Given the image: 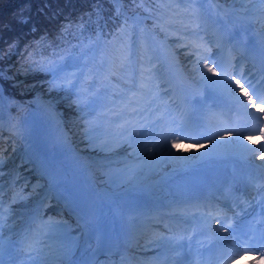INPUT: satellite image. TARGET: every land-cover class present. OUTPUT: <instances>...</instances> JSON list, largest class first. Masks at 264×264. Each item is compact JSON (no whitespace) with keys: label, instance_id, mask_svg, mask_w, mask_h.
<instances>
[{"label":"bare ground","instance_id":"1","mask_svg":"<svg viewBox=\"0 0 264 264\" xmlns=\"http://www.w3.org/2000/svg\"><path fill=\"white\" fill-rule=\"evenodd\" d=\"M210 1L211 2H208L207 5L214 4L216 7L220 6V8L213 10V16L228 13V19L225 23L218 26V31H220L221 34L225 33V27L227 24H232V27L235 26L240 33H243L246 30L245 25L249 27L250 23L257 27L256 29L250 28V30H252V34L255 35L257 43L255 51L260 54V58H262L261 60H264V33L260 31L262 25H257V23H260L258 22L259 18L257 16L245 17L243 13L244 10L250 6L247 5L248 0ZM259 6L260 5L258 3H255L253 6H250V8L255 10L258 9ZM216 35L217 33H215L214 30L209 31L210 40L215 38ZM193 41L200 42L198 39ZM169 43V47L174 48L177 47L180 42H178V40H174ZM153 49V53H156L157 49L155 47ZM174 50L175 51L171 52H166L165 50L167 59L175 61L177 59L184 69H188L189 73H199L200 66L198 64V60L200 61L201 56L198 54V50L191 51V49L181 46H179L177 50ZM255 51L252 55L255 54ZM153 60L160 61L158 57ZM141 67H135L138 73L141 72ZM0 83L2 85V89L4 90L1 81ZM8 95L11 96L10 93H8ZM29 97H31V95ZM29 103L30 109L26 106L24 107V109H27L26 113L23 110L18 111V118L15 115H12V117L10 116L8 107L11 109V104H8L7 100H5V102L3 100V103L0 104V118L5 120H0V130L9 129L16 131L20 136V140L18 139L17 141L23 145L22 151L13 155L11 153H7L2 156L0 160V182L4 181V183L0 186V190L6 187L11 190L13 186L25 184V180L22 179L23 181H21L20 179H17L22 171L30 167V171L33 172L34 175L43 176V180L46 181L47 190L45 198L49 197L52 199L54 197H62L59 203L65 202V205H61L66 206L68 210L73 209L71 214L78 222L81 219L80 214L83 212L74 204L73 198L64 184L63 177L61 179L58 174L52 170V167L48 162L49 157L55 156L54 159L57 161V164L61 168L62 172L72 177L75 181H80L81 183L79 184L82 185V189L85 194L92 197L100 205L101 210L104 212L105 222L108 228L105 248H107V251H119V255H122L125 249H127L136 232L143 228L146 220H152L157 215L159 210L168 205V203H174L175 199L178 198L177 195L163 193L161 190L162 184L170 179L173 174L186 171V169L190 167L192 159L200 158L207 152L215 153L220 157L229 154L240 155L242 158H252L259 154L264 156V152L259 151L261 148V141H258L257 134L247 139L243 137H230L227 140H219V137H216L212 140H219L218 143L213 144L208 141L205 144V142H203L202 145H207V147L201 148L200 146V148L194 152L190 150V148L194 149V147H190L186 143H184L186 145L176 144L178 148H180V151H184V153H181L178 150H175V152L171 154L178 162L174 161V163L168 164L165 167L156 170L157 165L160 164V155L158 152H162L163 155L167 154L169 156L171 147H168L167 149L159 147L156 149V147H151L152 145H149V143L139 142V140L135 138L131 140V146H129V143H126V149L138 154L151 156L149 157V160L153 162V167L145 176H138L137 178L131 180V183H129V180L126 183L115 187L113 190L101 189L100 183L92 178L87 171V169L90 170L88 163L89 159L87 157L89 154L79 151L71 140L70 135L65 132V127L63 129L64 125L62 118L60 117L61 114L57 113L53 105L49 108L48 105L50 103L48 99L39 93H37L33 98V101ZM262 115L264 116V112H262ZM14 121L16 126L14 125ZM120 140L121 137L118 141ZM246 148H256V151L250 153L245 152L244 149ZM153 149L155 151H151ZM183 154L186 155V158H181ZM14 156L16 158H14ZM9 161L12 162V167L9 168V172L3 171V167L8 168ZM18 164H20V167H18ZM26 165L29 167L24 168ZM23 176L24 175L21 177ZM28 178L30 177H26L25 179ZM31 186V184H28L27 187L17 196H23L28 193ZM9 196L11 198L7 200V203L3 206V208L5 207L6 211L9 212L8 216L5 217V220L7 222L10 221L9 224L11 223L12 226L21 216L22 212L18 211L15 213L13 211V207H6L12 199L14 203L17 202L15 201L16 198L14 193H10ZM34 197L35 196H31L29 199H34ZM10 209H12V213H10ZM133 225H135L134 228L132 227ZM135 228H137V230H135ZM78 230L79 229L76 231L78 232ZM119 243L122 245L117 247ZM46 252L53 253L52 250H47ZM68 253H66L63 257H58L56 260L51 262V264H60V262L61 264H66L70 262L71 258ZM55 254L60 255L57 253ZM100 264H106L105 260H102Z\"/></svg>","mask_w":264,"mask_h":264},{"label":"snow or ice","instance_id":"2","mask_svg":"<svg viewBox=\"0 0 264 264\" xmlns=\"http://www.w3.org/2000/svg\"><path fill=\"white\" fill-rule=\"evenodd\" d=\"M135 3L136 0H133ZM255 3H258L261 7L258 9H246L244 12L245 17L249 16H257L259 18V21L262 25H264V0H254ZM111 3L115 5V13L117 18H123V23L117 24V30L114 33V39L112 41H103L101 42V35L103 34V29L106 25V21L104 23H101L104 18L100 16V12L103 11L102 7L97 4L95 6V14L97 16V20L95 21L96 24V44L101 45V52L103 53L105 49L113 45L116 41V39H119L121 36L127 34V29L129 26V21L133 20L135 23H139L138 20L135 18V13L132 14V16L126 15V12L128 11L127 7L124 5L123 0H111ZM161 9L160 11V17L167 18L171 23H178L181 26H184L185 20L190 21L192 23H195L197 20L201 19L203 15L205 14L203 10V3L201 2L199 4V7H197V0H178L176 3V6L173 7L171 3H167L166 0H161ZM92 13L89 14V23H93L91 20ZM18 18L21 23H27L28 21L25 19V10L23 9V5L20 6V10H18ZM82 26V25H81ZM71 25L68 27H65L63 29L64 33H67ZM80 27V26H78ZM262 31H264V28H262ZM135 48V44L132 42H128L123 45L122 51L126 50L128 53H132L133 49ZM126 59L131 60V56L126 57ZM101 65L98 71L95 72V76L100 77V82L98 85H94L90 79L82 80L76 72L74 71H65V68L67 66H57L56 64H52L51 66L44 67L43 64L38 65V68L44 71L52 72L53 73V80L50 82V91L52 90H58V91H67L69 94V102H68V108L70 109H77L80 113V119L85 123H92L88 119L89 116H91L94 112H96L97 108H103L104 111L96 117V120L99 121L101 118L104 119L105 124L108 126H115L118 129V135L121 137L120 143H129V146H131V140L135 139L136 136L139 135V133L136 131L135 125L132 123V118L138 115H142L143 112L147 111V107H143L140 105L139 101L135 99L136 92L135 89L137 87L135 80H133L131 77H129V80L131 82V87L128 88L127 92H118L115 96V98H111L107 92H105L103 95L101 94L102 89H107L109 86L108 83V76L106 74V71L111 72V67H108L106 69L105 67V61L103 59V55L101 58ZM125 66L123 63L121 64V69H123ZM205 67L207 68L208 72L212 73L213 76L219 77L221 75L220 72H216L213 68L208 67L206 64ZM64 73V75L61 77L60 73ZM114 74V73H113ZM225 76H227V72L224 71L223 73ZM7 73L3 70H0V81L7 79ZM247 75V72H241L239 73V77L237 78V74L234 73L231 76V81L239 88L240 92L243 96L247 98L248 103L252 108H258V104L253 100V95H255L253 92L251 94L249 93V81L252 80V77L249 76L248 86L245 87L244 84L241 83V80L244 78V76ZM201 79L203 81H206L209 84L212 85H218L222 87L227 92H230L233 96H235V91L231 88L229 82L227 80H212L207 75H205L203 72L201 73ZM257 83V82H256ZM260 84H264V75H262L261 79L259 80ZM140 87L142 88L143 85L141 84ZM73 92L75 93V99L72 98ZM128 92L132 93V97L130 98L128 96ZM259 98L264 99V96H258ZM3 103V94L0 93V104ZM49 108L52 107L51 104L48 105ZM150 107V105H149ZM260 112H264V107H259ZM109 117H114L120 121L121 123H116L115 119H109ZM251 119H256V117H251ZM215 136V133L212 134ZM233 135L232 132L226 133V135L219 137V140H227ZM260 135L264 137V127L261 128ZM181 139L180 137L177 138V140L173 141V147H175L178 140ZM247 139V137H245ZM218 141H213L211 138H209V143H218ZM251 142V141H249ZM264 143V141H262ZM116 147H119V144L116 145ZM207 145H201V148H205ZM259 147V146H257ZM99 149L101 151H112V147L109 145L107 141L99 145ZM151 151H155L154 149ZM245 152H255L256 148H246L244 149ZM162 153V152H161ZM163 154V153H162ZM168 159L177 161L175 157L172 156H165L162 155L161 162H166ZM260 159L264 161V156H261ZM178 162V161H177ZM142 174V173H141ZM135 179V176L131 177L129 183H131V180ZM37 189L42 187L41 185L35 186ZM45 207V206H44ZM97 212V208L94 204H89L85 211L81 213V219L77 222V229H80L81 225H83L84 228H87L91 221L95 218ZM209 215H211L209 213ZM40 219V225L41 229H47L49 232L56 231V232H63L67 234L71 231L69 225L63 221V220H56V219H48L44 220L40 214H37L33 217V219ZM217 223L221 224V228L225 232L231 231L230 227H225L219 220ZM264 223V222H262ZM3 223H0V229H2ZM83 235V232L81 233ZM183 239V237L181 238ZM189 239H191L189 237ZM99 243V238L98 241ZM160 242L162 246H165L171 251L175 252L177 249L183 247L179 241H175V238H160ZM175 243V246H173ZM260 243L264 245V234L261 235ZM26 244L29 247L30 251H36L39 252V248H34L31 243H28L26 241ZM78 247V245H77ZM3 248V236H0V249ZM240 251H259L258 248H254L249 246L246 249L240 248L239 245L235 247L234 250L229 251L228 249H225L224 255L221 256V259H235L238 257ZM262 264H264V255H262ZM86 264H98V261L91 260L86 262Z\"/></svg>","mask_w":264,"mask_h":264},{"label":"trees","instance_id":"3","mask_svg":"<svg viewBox=\"0 0 264 264\" xmlns=\"http://www.w3.org/2000/svg\"><path fill=\"white\" fill-rule=\"evenodd\" d=\"M123 2L130 7L153 13H156V9H161L156 0ZM97 4L103 9L99 14L104 19L100 22H107L100 37L101 42L112 41L117 24H122L123 18H117L115 5L111 0H0V49L15 55L16 64L34 62L40 65L43 62L49 66H65L69 63L70 66H67L65 71H85L83 61L92 57L91 46L92 42L96 41ZM21 5L25 10L27 23H21L18 18ZM90 13L93 23L88 22ZM148 21L155 22L153 19ZM69 25L71 27L68 32L64 33L63 29ZM97 48L99 57L103 55L106 61L109 59L107 55H111L114 50L113 45L108 46L103 53L100 50L101 45ZM2 61L5 59L0 57V64H6ZM60 74L64 75L63 72ZM10 80L7 78L6 82L1 81L4 90L9 92V89L10 93L20 95L17 84H11ZM69 111L73 112L68 108L67 112L70 113ZM76 113L73 112L74 115ZM75 121L77 124H69V129L79 131L81 136L87 138L86 124L82 120Z\"/></svg>","mask_w":264,"mask_h":264},{"label":"rangeland","instance_id":"4","mask_svg":"<svg viewBox=\"0 0 264 264\" xmlns=\"http://www.w3.org/2000/svg\"><path fill=\"white\" fill-rule=\"evenodd\" d=\"M157 1L159 3V6L162 7L161 0H157ZM250 1L252 2L253 0H250ZM166 2L171 3L173 7L176 6V4L172 3L169 0H166ZM254 4L255 2L251 4L248 2L247 5L253 6ZM250 6H248V8H250ZM165 19L169 21L167 18ZM177 24L178 23H171V25L168 28L161 27L160 32L163 34V36H165V33L169 31L167 29H172ZM262 28H264V25H262ZM262 28L260 29V31L264 33V31H262ZM151 39H152L151 37H147L145 30H141V32L139 33V39L137 40V42H133L135 44V48L133 49V51L136 54L141 55L139 59H137V61L142 60L140 64L142 65L141 71L143 73L150 72V63L144 62V59H147L149 55L153 54V50H154L153 48L155 44L153 43L154 44L153 45L151 44V42L148 41V40L151 41ZM168 39H170V37ZM128 42H126L123 38L116 39L115 43L113 44L114 55L109 65L113 67L114 73H119L121 77H128L130 74L131 78L135 80V82L141 85L142 83L138 82L141 76L139 73H137L136 68L132 65L133 60L126 59V57L129 56V53L126 50L122 51L123 45ZM12 56L13 55L11 54V52L3 51L2 48L0 49V57L5 59V61H2V62H6V64H3V63L0 64V70H3L4 72H6L8 74L7 78L11 79L10 80L11 82H15L17 84L18 91L23 90L26 93H29L31 95V97L29 98L27 97L28 102L33 101V98L35 97L37 93L41 94L42 96L48 99L49 103L54 106L55 110L61 114L62 122L66 129L65 132L70 135V138L75 144V146L78 148L79 151H82L85 154H89V156L87 157L89 159L88 163H89L90 168H94L96 164H100L102 166L106 165V169L104 171L99 170L101 175H98L96 177V180L101 185L103 183V186L105 185L106 187L112 188L109 185L113 184L116 180V177H107V171L109 170L110 162L120 163V164H117L118 169L122 172V176H118L119 178H122L124 176H129V175H130L129 176L130 179L133 176L137 178L138 176H145L147 172H149V170L153 167V162L149 160V157L151 156L142 155L138 153L136 154L135 152H132L131 150H125L127 146L125 147L123 144H120L119 147H116L114 145V140L112 138H117V134L110 130L111 126L106 125L103 118H101L99 121L96 120V117L104 111L103 108H97L96 112H94L91 116L88 117V119L92 121V123H88V125H86L88 129V132L86 134L87 138H85L84 136H81V132L79 131L75 132L74 130H70L68 125L69 124L74 125V123L77 124L75 120L76 119L81 120V119H80V113L78 112L77 109L75 108L70 109L73 112H77L75 115L73 114V112H70V111H69L70 113L67 112L68 110L67 105L69 101V97H67V95L69 94L67 93V91L66 90L65 91H58V90L50 91L49 85H50V82L53 80V76L51 72L40 70L38 68V65L36 64H30L26 68L21 67V69H18L21 66V63L20 62L17 63V65L14 67L16 63L14 64V61L11 59ZM69 60L70 58L67 61ZM122 63L125 66L123 69H121ZM42 64H45V63L42 62ZM65 66H70V64L66 63ZM46 67H48L47 64H46ZM6 80H2V81L6 82ZM96 80L99 83L100 77L96 76ZM108 83H109V86L107 90H109V88L112 90H116L119 88V85L115 84L112 81H109V79H108ZM142 85L143 87H145V84H142ZM6 87L8 86L6 85ZM7 91H9L8 93L11 92L9 89ZM64 94H65V97L63 96ZM72 98L74 99V96H72ZM112 98L114 99V97ZM12 114L14 113H11V115ZM17 115L18 114L16 113L15 116L18 118ZM109 119H115L116 121H118V119L113 118V117H109ZM105 141H107L109 145L112 147L113 149L112 151H107V150L101 151L99 149V145L104 143ZM174 150L175 149H171L170 156H172L171 154L174 152ZM158 154L160 155L161 153H158ZM185 157L186 155L181 156V158H185ZM14 158L16 157L14 156ZM159 160H161V156L159 157ZM159 162L160 164L157 165L156 170H159L160 168L165 167L168 164L174 163V160L168 159L166 162H161V161ZM11 165H12V162L8 164V168L3 167L4 169L3 171L9 172V168L12 167ZM18 167H20V164H18ZM30 182L32 183V186H31V189L28 191V193L24 194L22 197L21 195L17 197V202L18 201L22 202L23 205L18 206V205H14L15 203H13V206H11L13 207V211L15 213H17L18 211L19 212L21 211L22 212L21 215H22L24 210L27 209L26 212L29 211L31 206L34 205L36 201H39V199H41L43 196V191L45 189V183L39 179H33ZM2 183H4V181L0 182V186H2ZM27 185L18 184L15 187L24 188L25 186L27 187ZM36 185H41L42 187L37 189L35 187ZM8 192H9L8 187L2 189L1 191L2 195H7ZM45 195H46V192H45ZM31 196H35L34 199L32 200L29 199V197ZM44 203L46 204V201ZM10 212L12 213V209H10ZM57 220H61V219H57ZM132 227L134 228L135 225H133ZM135 230H137V228H135ZM139 238L140 236L136 235V238H135L136 241H138ZM54 243L55 241L52 242V244ZM53 259L54 258H52V260Z\"/></svg>","mask_w":264,"mask_h":264},{"label":"water","instance_id":"5","mask_svg":"<svg viewBox=\"0 0 264 264\" xmlns=\"http://www.w3.org/2000/svg\"><path fill=\"white\" fill-rule=\"evenodd\" d=\"M50 162L53 163L54 168H55L58 172H60V169H59L58 166L56 165L55 160L52 159V158H50Z\"/></svg>","mask_w":264,"mask_h":264}]
</instances>
